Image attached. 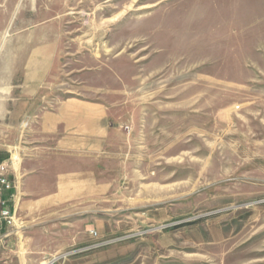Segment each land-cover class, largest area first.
Instances as JSON below:
<instances>
[{
    "label": "rangeland",
    "instance_id": "374dc122",
    "mask_svg": "<svg viewBox=\"0 0 264 264\" xmlns=\"http://www.w3.org/2000/svg\"><path fill=\"white\" fill-rule=\"evenodd\" d=\"M0 165L19 264H264V0H0Z\"/></svg>",
    "mask_w": 264,
    "mask_h": 264
},
{
    "label": "built area",
    "instance_id": "2783aa9c",
    "mask_svg": "<svg viewBox=\"0 0 264 264\" xmlns=\"http://www.w3.org/2000/svg\"><path fill=\"white\" fill-rule=\"evenodd\" d=\"M15 193V182L5 172L3 165H0V247L13 235L17 215ZM58 261L52 259L47 264H57Z\"/></svg>",
    "mask_w": 264,
    "mask_h": 264
},
{
    "label": "crops",
    "instance_id": "0c3cea01",
    "mask_svg": "<svg viewBox=\"0 0 264 264\" xmlns=\"http://www.w3.org/2000/svg\"><path fill=\"white\" fill-rule=\"evenodd\" d=\"M12 237V236H11ZM9 238L6 244L0 247V264H19L20 260L18 256L15 255V250L10 248Z\"/></svg>",
    "mask_w": 264,
    "mask_h": 264
},
{
    "label": "bare ground",
    "instance_id": "6f19581e",
    "mask_svg": "<svg viewBox=\"0 0 264 264\" xmlns=\"http://www.w3.org/2000/svg\"><path fill=\"white\" fill-rule=\"evenodd\" d=\"M15 220H16V217H15Z\"/></svg>",
    "mask_w": 264,
    "mask_h": 264
}]
</instances>
